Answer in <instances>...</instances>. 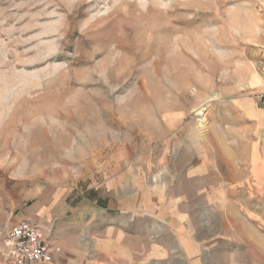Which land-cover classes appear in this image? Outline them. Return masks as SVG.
I'll return each instance as SVG.
<instances>
[{
	"label": "rangeland",
	"instance_id": "374dc122",
	"mask_svg": "<svg viewBox=\"0 0 264 264\" xmlns=\"http://www.w3.org/2000/svg\"><path fill=\"white\" fill-rule=\"evenodd\" d=\"M44 184L264 264V0H0V242Z\"/></svg>",
	"mask_w": 264,
	"mask_h": 264
},
{
	"label": "crops",
	"instance_id": "0c3cea01",
	"mask_svg": "<svg viewBox=\"0 0 264 264\" xmlns=\"http://www.w3.org/2000/svg\"><path fill=\"white\" fill-rule=\"evenodd\" d=\"M122 191L98 203L79 198L73 188L44 184L17 212L11 228L24 220L49 226V264H189L190 242L177 238L176 218L144 202L143 195L128 197ZM178 248L187 256L177 254ZM0 264L6 263L0 259Z\"/></svg>",
	"mask_w": 264,
	"mask_h": 264
},
{
	"label": "built area",
	"instance_id": "2783aa9c",
	"mask_svg": "<svg viewBox=\"0 0 264 264\" xmlns=\"http://www.w3.org/2000/svg\"><path fill=\"white\" fill-rule=\"evenodd\" d=\"M49 226L24 220L17 224L0 242V259L6 264H49L53 261L48 241Z\"/></svg>",
	"mask_w": 264,
	"mask_h": 264
},
{
	"label": "bare ground",
	"instance_id": "6f19581e",
	"mask_svg": "<svg viewBox=\"0 0 264 264\" xmlns=\"http://www.w3.org/2000/svg\"><path fill=\"white\" fill-rule=\"evenodd\" d=\"M198 114H199V116H201L202 117V119H200V121H199V123H200V127L201 128H204L205 127V125H206V116H205V114H204V110H199L198 111Z\"/></svg>",
	"mask_w": 264,
	"mask_h": 264
}]
</instances>
